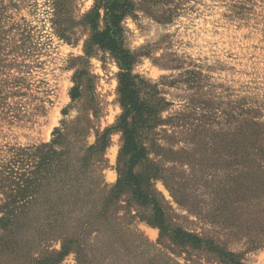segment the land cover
<instances>
[{
	"label": "rangeland",
	"instance_id": "1",
	"mask_svg": "<svg viewBox=\"0 0 264 264\" xmlns=\"http://www.w3.org/2000/svg\"><path fill=\"white\" fill-rule=\"evenodd\" d=\"M131 1L121 37L141 104L127 120L135 162L117 127L118 62L88 43L94 0H0V170L62 124L74 154L108 140L81 183L83 215L68 214L58 230L56 195L27 207L0 232V264L17 263L11 254L18 264H228L223 252L264 264V179H253L256 195L231 182L232 149L251 118L264 145V0ZM178 231L202 246H182ZM61 235L82 245L59 260Z\"/></svg>",
	"mask_w": 264,
	"mask_h": 264
},
{
	"label": "trees",
	"instance_id": "2",
	"mask_svg": "<svg viewBox=\"0 0 264 264\" xmlns=\"http://www.w3.org/2000/svg\"><path fill=\"white\" fill-rule=\"evenodd\" d=\"M132 12L131 0H94V5L85 20L91 28L88 43L109 51L118 62L120 68L118 94L123 114L118 120L117 127L122 131L123 136L122 153L131 154V159L135 162L138 158L137 145L127 120L141 113V104L135 92L134 79L131 74L133 56L125 49L121 37V22ZM71 98L74 100V96ZM65 131V126L62 124V129H54L53 138L48 144L14 151L15 154L8 163L10 167L0 170V232L6 231L7 227L13 230L19 223H22L24 217L21 214L24 209L36 205L37 202L48 204V198L53 195L59 198L60 203L57 206V212L53 213L54 207L50 210L55 217L49 221L50 225L58 230H64L68 214L76 212L78 216L83 215L81 211L84 205L80 201L81 196H86L81 189V183L92 181L94 169L103 163V153L108 147V140L106 134H103L97 138L93 146L82 147L74 154L75 149L72 148V142L66 141V136L63 134ZM262 134V125L251 118L245 136L240 137L239 142H235L231 155L233 166H235L232 170L231 182L236 185L238 183L240 189L248 183L246 192L253 195L261 192L256 187L259 184L253 182V179L259 181L264 179ZM78 154L79 157H76ZM95 154H99L97 159L93 157ZM252 183H256V186ZM240 189H236L235 196H239L242 192L245 193ZM226 190L222 191L228 199L229 191ZM57 214L62 217L57 218ZM27 224L29 223H24V227ZM78 224V227H83V223L78 221ZM6 238V235L0 236L1 248L5 245ZM176 238L182 246L198 248L203 244L202 239L189 233L178 231ZM61 239L63 252L52 253L59 260L66 255L67 251H64V248L68 245L74 244L77 248L82 245L80 241H74L79 239L78 237H73L74 240H72L63 235ZM218 252L222 253L221 250ZM1 254L3 256V252ZM10 256L15 260L14 262H17L15 264H18L21 255L11 254ZM222 257L227 260L228 264H239L231 253L223 252ZM25 260H30V257H26Z\"/></svg>",
	"mask_w": 264,
	"mask_h": 264
}]
</instances>
